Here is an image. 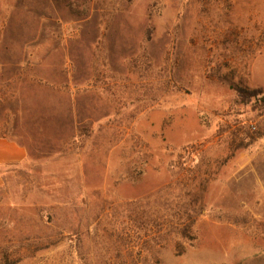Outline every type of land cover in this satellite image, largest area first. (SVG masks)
I'll return each instance as SVG.
<instances>
[{"label": "rangeland", "instance_id": "rangeland-1", "mask_svg": "<svg viewBox=\"0 0 264 264\" xmlns=\"http://www.w3.org/2000/svg\"><path fill=\"white\" fill-rule=\"evenodd\" d=\"M0 133V264H264V0H0Z\"/></svg>", "mask_w": 264, "mask_h": 264}, {"label": "crops", "instance_id": "crops-1", "mask_svg": "<svg viewBox=\"0 0 264 264\" xmlns=\"http://www.w3.org/2000/svg\"><path fill=\"white\" fill-rule=\"evenodd\" d=\"M25 157L26 152L21 144L6 133H0V170L20 163Z\"/></svg>", "mask_w": 264, "mask_h": 264}, {"label": "trees", "instance_id": "trees-1", "mask_svg": "<svg viewBox=\"0 0 264 264\" xmlns=\"http://www.w3.org/2000/svg\"><path fill=\"white\" fill-rule=\"evenodd\" d=\"M261 91L258 89V88H254V89H251V90H244V89H239L238 90V93L240 95H244V94H249L250 96L252 97H256ZM189 206L190 205H187V204H184L183 206V209H182V213H188L189 212Z\"/></svg>", "mask_w": 264, "mask_h": 264}, {"label": "built area", "instance_id": "built-area-1", "mask_svg": "<svg viewBox=\"0 0 264 264\" xmlns=\"http://www.w3.org/2000/svg\"><path fill=\"white\" fill-rule=\"evenodd\" d=\"M253 128H255V126H253Z\"/></svg>", "mask_w": 264, "mask_h": 264}]
</instances>
